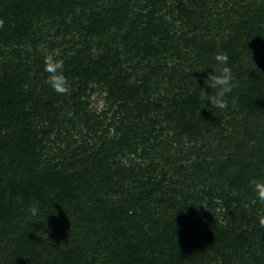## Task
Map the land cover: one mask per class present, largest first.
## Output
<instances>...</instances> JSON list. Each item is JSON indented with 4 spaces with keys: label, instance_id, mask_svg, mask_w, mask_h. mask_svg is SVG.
<instances>
[{
    "label": "trees",
    "instance_id": "obj_1",
    "mask_svg": "<svg viewBox=\"0 0 264 264\" xmlns=\"http://www.w3.org/2000/svg\"><path fill=\"white\" fill-rule=\"evenodd\" d=\"M166 1L0 0V21L4 20L0 34L7 38L11 33H28L34 18L43 15L59 19L64 28L77 32L74 52L69 58L64 56L63 62L67 80L77 78L78 86L59 94L45 84L42 96L47 99L42 105L49 110L73 108L78 121L91 127V137H80L71 150L70 156L76 158L73 165L67 166L61 160L60 167L40 174L21 192L23 196L35 194L45 200L48 210L57 212L63 213L73 203L80 216L88 218L86 231L79 232L80 240L73 244L67 264H185L188 259L179 253L187 248L185 243H178L183 235L203 255L209 246H222L235 256L241 251L239 256L243 258L247 243L264 245L261 217L254 216L258 204L253 203L250 216L243 207L251 204L245 192L221 200L228 219L222 224L201 215L198 205L206 196L217 198L218 184L207 192L192 186L188 173L182 176L177 171L179 179L166 178L167 167L178 165L171 156L179 153L171 141V130L191 136L188 129L199 125L203 106L195 90L172 100L160 93L163 83L172 87L175 80H192L185 67L166 66L163 56L181 58L179 46L189 40L177 36L176 23L181 16L193 17L194 12ZM164 9L166 12H162ZM10 22L15 25L13 29ZM233 41L229 40V47L224 49L227 54L230 50L234 53L229 55L232 68L240 57ZM42 65L38 61V66ZM15 80L10 74L0 83V122L23 126L27 125L25 108L33 102L35 90L25 89ZM89 84V96L96 87L106 93L105 108L99 113L89 108V96L85 95ZM253 93L247 97L245 110L248 116L264 118V67ZM109 128L114 131L108 137ZM162 152L168 155L167 167L159 163ZM136 155L142 158L140 162L133 160ZM3 214L4 204L0 201V219ZM158 248L162 249L155 258Z\"/></svg>",
    "mask_w": 264,
    "mask_h": 264
},
{
    "label": "rangeland",
    "instance_id": "obj_2",
    "mask_svg": "<svg viewBox=\"0 0 264 264\" xmlns=\"http://www.w3.org/2000/svg\"><path fill=\"white\" fill-rule=\"evenodd\" d=\"M166 3L177 8L183 5L186 11L194 12L193 17L192 14L188 18L181 16L176 23L179 29L177 36L189 40L179 46L181 58L163 56L166 66L185 67L186 73H191L192 80L185 83L175 80L172 87L163 83L160 87L163 97L172 100L193 90L198 92L196 85H202L206 73L211 69L204 72L198 70L213 67L214 57L229 47V40H234L232 45L236 46L240 57L232 68L237 86L228 94V106L223 110L213 108L211 111L202 106L199 125L188 129L191 136L180 133L172 125L171 141L174 146L177 145L179 153L171 156L177 161V168L165 165L168 155L164 152L159 163L168 168L166 178L169 180H177L180 178L178 175L188 173V182L197 190L210 192L213 184L219 185L217 198L206 196L198 204L202 208L201 215L224 224L228 219L224 217L226 212L221 200L245 192L251 202L243 206L247 213L251 216L253 203L258 204L254 216L262 217L261 203L255 199L250 181L264 179V118L248 116L245 105L247 97L254 95L256 80L262 76L264 67V0H204L202 4L199 0H167ZM186 6L192 8L188 10ZM174 18L179 19L175 13ZM166 19L169 20V16ZM3 23L4 20L0 21V27ZM9 25L12 29L15 26L12 22ZM21 33L24 36L11 33L8 38L0 34V83L3 77L11 74V78H16L15 81H19L25 89L35 90L33 102L25 108L27 125L8 126L0 122V201L4 204V216L0 219V264H67L71 261L68 254L73 250V244L80 240L79 232L86 231L84 227L88 218L81 217L80 211L73 208V203L63 213L57 212L55 209L48 210L45 200L35 194L23 196L21 192L24 187L34 183L40 174L60 167L61 160L67 166L73 165L76 158L70 156L71 150L79 144L80 137H91V127L89 129L78 121L73 108L49 110L42 105L47 99L42 96L46 84L42 66L46 58H60L62 61L64 56L69 58L78 37L77 32L64 28L59 19L50 20L44 15L34 18L28 33ZM231 53L234 55L231 50L228 55ZM38 61H42L43 65L38 66ZM90 85L86 96H89ZM77 86V78L68 80L66 92L75 90ZM93 89L87 101L90 102L89 108L99 113L105 108L106 93L99 87ZM69 105L71 107V102ZM177 117L174 115V118ZM113 131V128H109L107 136H111ZM86 142L92 144L90 139ZM141 159L139 155L133 157L136 162ZM243 177L244 182L240 179ZM253 193L254 199H251ZM33 201H39L42 210L35 221L38 223H33L26 213ZM45 216V225L42 226L39 223H44ZM180 232L185 233V230L180 229ZM179 241L185 243L187 248L179 253L185 254L184 258L188 259L185 264L264 262V245L259 242L247 243L241 258V251L235 256L236 253L234 255L222 246L219 249L209 246L203 255L186 235ZM192 244L193 248L190 247ZM161 249L155 250V258H159ZM193 249L194 252H190Z\"/></svg>",
    "mask_w": 264,
    "mask_h": 264
},
{
    "label": "clouds",
    "instance_id": "obj_3",
    "mask_svg": "<svg viewBox=\"0 0 264 264\" xmlns=\"http://www.w3.org/2000/svg\"><path fill=\"white\" fill-rule=\"evenodd\" d=\"M229 59L226 52L218 53L214 57L215 65L213 67H203L198 70L204 72L208 68L211 69L210 72L206 73L202 85L199 87L196 85L199 100L203 105L202 108L211 111L213 108L223 110L228 106V94L237 86L232 67L229 66ZM44 71L48 74L45 82L54 92L63 94L67 91L68 80L64 75V62L62 60L46 58ZM250 184L255 193V199L264 204V179H253ZM26 213L33 220V223H38L35 221L42 213L39 201L31 202ZM47 216H45L43 224L39 223L40 225H45ZM259 222L264 226V216L260 218Z\"/></svg>",
    "mask_w": 264,
    "mask_h": 264
}]
</instances>
